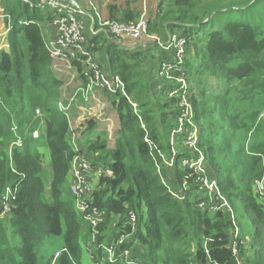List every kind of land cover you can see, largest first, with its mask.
<instances>
[{
    "label": "trees",
    "instance_id": "1",
    "mask_svg": "<svg viewBox=\"0 0 264 264\" xmlns=\"http://www.w3.org/2000/svg\"><path fill=\"white\" fill-rule=\"evenodd\" d=\"M42 1L0 0L9 30L8 48L0 50V212L7 189L16 191L9 215L0 217V264H40L46 260L42 249L55 239L67 250L55 264H83L87 243L95 247L96 264H126V252L137 264H231L235 241L242 264H264L263 197L257 185L264 182V11L252 8L264 0H162L154 18H146L149 34L163 41L178 33L186 40L181 68L193 125L184 124L181 133L175 132L182 108L167 98L181 84L157 78L174 51L147 38L118 43L105 34L93 36L90 44L102 69L122 80L124 92L111 98L119 120L114 146L101 132L79 151L60 110L62 83L51 71L48 43L56 13ZM93 1L101 9L99 0ZM137 4L113 1L106 19L137 24L142 15ZM74 65L81 74L82 63ZM212 78L218 87L209 86ZM41 127L44 133L34 137ZM194 130L198 137L191 146ZM40 147L52 160L49 197ZM77 156H85L95 173L109 174L101 175L91 195V210L106 212L97 228L63 190ZM205 181L215 182L216 189L210 192ZM221 198L234 218L227 208L210 211L223 205ZM129 213L137 218L135 228ZM246 240L255 248L249 257ZM101 245L116 248L115 263ZM56 253L46 264H53Z\"/></svg>",
    "mask_w": 264,
    "mask_h": 264
},
{
    "label": "built area",
    "instance_id": "2",
    "mask_svg": "<svg viewBox=\"0 0 264 264\" xmlns=\"http://www.w3.org/2000/svg\"><path fill=\"white\" fill-rule=\"evenodd\" d=\"M41 6L43 8H49L55 11L56 15L52 20L51 26L54 29V38L48 43V50L51 53L54 62L60 61L63 64H68V68H72L74 62L82 63L81 76H84L87 83V88L85 90L86 95H90L93 91H104L110 96H115L116 93L121 90L124 92V84L122 80L114 76L113 78L105 72L102 68V64L99 61V55L95 51V44H90V39L93 36H98L105 34L109 39L116 41L118 43H123L128 38L131 39H149L154 40L157 45L164 51L170 52L174 51V58L172 62L168 65H164L162 71L158 73L159 79H166L170 83H179L181 86L179 88H174L169 91L167 98L176 99L178 101V106L182 108V114L179 118L180 127L175 133H181L183 131L184 124L193 125V107L189 102V85L187 78H185L182 73V66L184 65L185 55H186V40L182 35L178 33L170 34L165 40H160L157 35L153 37L149 34V24L146 20L145 14H143L137 24L125 25L118 23L113 20L104 18L103 13L100 11L96 3L93 0H89V4L83 7L77 0H43ZM95 12L94 14L91 12ZM103 16H102V15ZM89 26V28H88ZM125 48L126 45H123ZM66 57H71L77 61H71L66 59ZM53 62V63H54ZM74 66V65H73ZM75 67V66H74ZM173 72L180 73V76L174 77ZM77 100L76 96H72L67 100V104L63 105L61 103L60 110L66 113L68 109L73 104V101ZM40 112L37 111V114ZM195 128V127H194ZM195 131V130H194ZM192 133L189 139L193 138V141L188 142L191 146H195L197 136ZM188 139V140H189ZM150 143L149 139H146ZM202 170V160L197 166ZM93 168L90 161L85 156H77L74 158L71 167V183L70 192L75 199V205L77 211L83 215L85 221H87L92 227L97 228L102 224L106 217L105 211L91 210V188L89 186V174L92 172ZM206 186L212 192L216 189L215 182L205 181ZM259 193L263 197V212H264V182L263 180L257 182ZM16 191L12 193L11 189L8 188L6 195L1 202V212L0 217L5 218L9 215L11 210V200ZM223 200V205L220 207H211L210 211L216 212L221 208H227L229 212L232 213V209L228 203ZM203 207V203L200 205ZM129 221L133 228L136 226L137 218L135 214L129 213ZM232 217L233 213H232ZM239 236V230H235V238ZM126 238L121 239L119 244H121ZM94 243L97 240H92ZM207 243V241H206ZM205 243V248H207ZM103 248L107 254L108 261L110 263H115L117 261L116 248L114 246H99ZM67 250L59 251L55 255L53 264L56 260ZM232 254L235 258V263L231 264H242L240 261L239 245L235 241L231 247ZM126 260L129 257L128 252L125 253ZM128 264H137L129 263Z\"/></svg>",
    "mask_w": 264,
    "mask_h": 264
},
{
    "label": "rangeland",
    "instance_id": "3",
    "mask_svg": "<svg viewBox=\"0 0 264 264\" xmlns=\"http://www.w3.org/2000/svg\"><path fill=\"white\" fill-rule=\"evenodd\" d=\"M113 1H117L118 3L124 4L126 1H129V0H106L103 3H102L101 0H99L98 4H99V6L101 5V9L100 8L99 9L103 13L104 16L102 14L101 15L104 18H106L108 16V12H107L106 6L108 4H112ZM161 1L162 0H136V2H138L137 6H140L139 8L141 10V13H142V15L145 14V17L146 18L147 17L148 18L149 17L154 18L155 14H157L159 12V5H160V2ZM77 2L80 5H82L83 7H85L86 4H89V0H77ZM237 2L238 1L234 2V4H236ZM229 5H231V4H229ZM243 7L244 6H239V8H243ZM252 8L254 9V12L264 11V3L256 4ZM91 13L94 14L95 12L92 11ZM2 15H3V10L1 9V6H0V50L1 49H7L8 48V44H9L8 43V40H9V30H8L6 24H5V21H4V18L2 17ZM88 28H89V26H88ZM50 30H51V26H50ZM46 32H47V30H46ZM51 32L52 33H50V34H54L53 27H52ZM152 36L153 37H156L155 35H152ZM50 38H51V35H50ZM153 41H155V39ZM147 44H149V42ZM191 45H193V43ZM155 49H157V47H153L151 49V51H155ZM149 54H150V52H149ZM66 59L71 60V61H77L76 59H72L71 57H66ZM74 63H78V62H74ZM74 63H73V65H74ZM145 64H146V62H145ZM148 64L149 63H147V65ZM76 68H78V67H76ZM69 69L70 68H68V64L66 65V64H63L60 61H56V62H54L52 64L51 71H52L53 75H55V77L58 80L61 81L64 78V74ZM157 78L159 79L158 76H157ZM87 83H85L84 85H86ZM209 86L210 87H213V88L218 87L217 84H216V82H215V78H212L210 80ZM91 94L92 93H90V95ZM108 94L106 92H104V91L101 90V94L98 95V96H96V98L98 100H95L94 103L91 104V106H94L95 109L92 110V111H87V112H84L83 113V115L81 117V121H79L80 122L79 131L77 129H74L75 132H77L79 134L78 136L73 134L72 145L74 146L75 149L78 148V146H77L78 145V142L84 136L82 133L85 131V129L87 130V127H88L89 122H94L98 126V123L104 121L105 119L107 121H111L110 122L111 124L113 122V125H110L109 127H107V129H108L107 131L109 132V134H108L109 135V146L110 147H113L114 146V139L116 138V133H117V131L119 129V120H118V116H117L116 112L111 107V98H112V96H110ZM60 101H62V100H60ZM78 102H79V100H75V101H73V104H76ZM73 104H72V106H73ZM37 111L40 112V115H38V116H40V118L41 117L43 118V116L41 114V111L40 110H37ZM69 114L71 115V110H70ZM70 115H69V118H70ZM70 129L72 131V128L71 127H70ZM194 133L198 137V131L195 130ZM38 135H39V133L38 134H35V136H38ZM39 150L45 155V164L43 166L44 170H43L42 177H43V181H44L45 188H46V190H45V196L46 197H49V191H50L49 188H50V183H51V179H52V173H51L52 160H51V155H50V151L47 148L46 149H43L42 147H40ZM203 168H204V166L202 165V169ZM103 174H106L107 176H109V174L107 173V171L105 173H103ZM103 174L102 173L95 174V177L97 179V182L100 179L101 175H103ZM89 186L91 188V192L93 193L94 188L96 186L93 187L90 184V181H89ZM63 190H64L65 196L67 198H70V199L73 198L71 196L70 191H69L70 190L69 183H67L64 186ZM249 229H252V228L249 227ZM254 237H255V231L252 229L251 232H250V238L254 239ZM246 243L249 246L248 247V250L246 252V257H249V256L253 255V252H254L255 248H254V246L251 245L250 240H246ZM82 245H83V248H84V259H83V263H85V264H96L95 263L97 261L96 260V255H95V251L96 250L94 249L95 248L94 245L91 244V243L90 244H88V243L87 244H82ZM62 248H63L62 241L60 239H55L50 245H48L46 248H43L42 249L43 255L46 258V260H40V264H46L48 258L54 252H58ZM196 249L197 248H194L193 250L196 251ZM128 262L129 263H132V262L133 263H139V262H136L132 257H130V255H129V257L126 260V264H128Z\"/></svg>",
    "mask_w": 264,
    "mask_h": 264
},
{
    "label": "crops",
    "instance_id": "4",
    "mask_svg": "<svg viewBox=\"0 0 264 264\" xmlns=\"http://www.w3.org/2000/svg\"><path fill=\"white\" fill-rule=\"evenodd\" d=\"M94 3H96V1ZM85 6H87V4ZM130 48H132V47H130ZM80 76L81 75L79 74V69L72 65V68H70L64 74V78H63V80H61L62 85L60 87L61 100H62L61 103H63V105H66L67 100L74 95L76 96L77 100H79L78 103L73 104V106L70 107V109L67 111V113H65L66 116L69 118V115H70L69 112L71 110V115L69 118L70 127L72 128V135L74 134L77 136L79 134L77 132H75L74 129H77L79 131V125H80L79 121H81V117H82L83 113L87 112V111H92L95 109V107L91 106V104L94 103L95 100H98L96 98V96L101 94V91L98 90V91H93L91 94L92 96L86 95L85 90L87 88V84L86 85H84V84L87 83V81L83 80ZM110 122L111 121H107L105 119L104 121L98 123V126L94 122H89L90 127L92 126V129L89 132L85 129V131L82 133L84 136L81 138V140H79L78 145H77L78 148L76 149V151L84 150L85 147H87V145H86L87 141L89 139L93 140L97 134H99L101 132H107L109 134V132L107 131L108 130L107 127H109L110 125H113V122H112V124ZM38 132H39L38 136H40L42 133H44V127H41ZM38 132H35V134H38ZM34 137H37V136L34 135ZM51 167H52V165H51ZM100 172L101 171H98L97 173H95V171L92 170V172L89 174L88 179L90 181V184L93 187H95L96 183H97V179L95 177V174H99ZM70 183H71V178L69 181V186H70ZM49 190H50V188H49ZM63 248L60 249L59 251L63 250ZM83 264H85V263H83Z\"/></svg>",
    "mask_w": 264,
    "mask_h": 264
}]
</instances>
